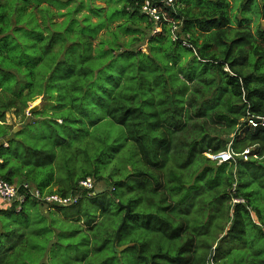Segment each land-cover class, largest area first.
Wrapping results in <instances>:
<instances>
[{"label":"trees","instance_id":"1","mask_svg":"<svg viewBox=\"0 0 264 264\" xmlns=\"http://www.w3.org/2000/svg\"><path fill=\"white\" fill-rule=\"evenodd\" d=\"M190 1L179 0L170 16L180 22L178 38L192 48L172 40L171 23H164L162 32L153 34L155 24L142 14L136 0H106L104 6L96 0H35L37 5L55 6L57 13L51 7L28 13L29 0L2 1L0 179L13 185L29 184L44 198L59 195L76 198L77 203L49 205L28 196L22 204L1 210V220L9 228L0 233V247L8 245L12 252H0V264H61L59 256L73 254L77 261L66 264H113L123 252L133 256L134 264H208L207 249H214L215 244H207L191 223L190 209H178L193 200L229 205L235 226L241 229L240 239L250 232L253 217L260 218L264 208V198L253 194L257 187L264 193V181L257 182L250 173L264 175V127L248 125L250 118L264 117V89L253 86L254 80L264 82V27L260 23L256 28L257 39H252L249 27L253 11L264 18V0ZM232 1L237 2L235 13ZM233 23L239 31L229 40L227 32ZM215 37L226 46L222 54L214 46ZM146 40L148 53L141 48ZM240 62L248 71L239 69ZM200 66L205 70L197 74ZM209 72L213 75L206 77ZM201 91L209 92L208 97L203 98ZM221 92L228 96L222 103L236 117L219 113L217 121L227 123L231 131L214 128V136L208 133L205 137L201 157L218 165L222 180L217 184L215 172L206 190L199 178L196 186L186 179L197 157L201 132L193 136L188 103H198L197 118L205 122L208 117L200 114L218 103ZM232 97L241 107H232ZM39 100L41 108L29 115ZM12 110L21 124L19 132L4 124L6 113ZM36 115L52 129L43 149L38 142L27 144L21 138L25 123ZM227 136L228 140H222ZM230 140L237 155L234 161L219 165L206 157L209 152L226 151ZM73 142L83 146L68 149ZM247 150L254 160L238 157ZM79 151L95 162L92 170L83 171L75 180L73 167L79 164ZM110 166L111 176L102 177ZM63 175L72 180L69 190L63 187ZM132 178L139 180L133 188L134 201L144 200L154 210L143 217L142 210L124 207L130 214L124 217L121 231L129 216L145 222L135 225L129 244L114 253L109 246L113 241L114 247L118 230L109 229L101 210L95 211L98 202L94 197L99 191L95 187L86 190L80 183L91 179L95 186L109 179L115 194L124 180ZM30 205L35 212L26 217ZM39 208L48 212L65 209L73 217L57 225L42 217ZM139 230L149 233V240ZM121 246L119 237L117 248ZM249 250L252 264H264V253Z\"/></svg>","mask_w":264,"mask_h":264},{"label":"rangeland","instance_id":"2","mask_svg":"<svg viewBox=\"0 0 264 264\" xmlns=\"http://www.w3.org/2000/svg\"><path fill=\"white\" fill-rule=\"evenodd\" d=\"M120 3H124L125 0H118ZM190 1V0H184ZM191 3L197 4L198 0H191ZM96 3L98 5L104 6L106 3V0H96ZM237 2L232 1V7L231 11L235 13L237 11ZM252 23L250 24L251 29L252 28H258L260 23L264 26V18L259 17L258 13L253 11L250 13ZM94 20H96L94 18ZM113 26H116V23H113ZM239 30L236 27V24L233 23V27L231 30H229L228 38L229 40L234 39L235 32H238ZM148 40L144 42L143 45H141L142 51L144 53H148L147 49ZM214 46H216L219 50V54H222L223 51L226 49V46L224 44H219L216 37L214 38ZM244 46H241L240 48H243ZM238 48V47H237ZM245 50L247 51V47L245 46ZM236 51V49H235ZM224 56V55H223ZM222 56V57H223ZM246 59V58H245ZM244 60V59H241ZM245 64L240 62V70L243 72L248 71L247 68L244 67ZM201 69V72L195 71L197 74L203 73L205 70L203 66L199 67ZM208 71H212L211 69H208ZM226 72H229V69H225ZM212 72H209L206 77L213 75ZM253 86L255 88H261L264 89V82H260L259 80L253 81ZM202 97L207 98L209 95V92L201 91ZM219 96H217L218 103L215 106L208 105L206 108L203 109L204 112L200 114V117H208V119L205 122H202V120L198 119V103H188L189 105V112H190V118L192 128H193V136L196 138V134L199 133L201 130L198 141L200 143V146H198L197 149V157L194 159L193 165L188 168L186 172V179L188 182H190V185H194L196 179H200L204 186H208V182L211 178H214V173H217V184H221V175L219 174V170H217L218 165H215L214 163L205 162L202 159V155H204L203 151L204 148L207 145V140H205V137H208V133H210V136H214V128H217L219 130H224L230 132L228 124L222 125L219 124L220 121H217V115L219 113H226L229 116H233V113L231 111H228L227 106L222 103L223 97L226 96V93L224 94L221 92ZM193 93H190V97ZM194 98H199L198 95L193 94ZM211 97V96H210ZM232 107L236 109L235 107H241V104L233 99ZM216 101V102H217ZM41 104V100L33 104V107L38 106ZM225 105V106H224ZM45 110V107L42 108V112ZM15 114V112H14ZM16 115V114H15ZM38 116L34 117L32 121L25 123V126L23 127L21 131V138L22 141L27 144H32L34 142H38L41 149H43L44 141L46 140V135H51L52 129L48 127V121H41L37 118ZM236 117V116H235ZM242 118H240L241 120ZM36 121V124L33 125V121ZM19 122V121H18ZM18 122H13L14 125L18 124ZM193 122V123H192ZM6 132V131H4ZM207 135V136H206ZM230 137L227 136L225 138H222V140H228ZM209 140V139H208ZM217 142L220 143L221 139L220 137H217ZM78 142V140H77ZM68 143V149L71 150L78 147L80 148L83 146L82 143ZM7 146V144H5ZM230 146V142L228 144ZM228 146V147H229ZM78 160L79 164L77 166L75 165L73 168L74 170V179L77 180L83 173V171L86 170H92L91 167H93V164L95 161L88 160L86 156L78 152ZM249 160H254L253 157H249ZM260 171V170H258ZM113 170L112 167L106 169L103 174H101L102 177H109L111 176ZM257 180V182H263L264 181V175L257 172L255 175L253 172H250ZM236 175V174H235ZM237 178V176H235ZM238 179V178H237ZM248 179H244L242 181H247ZM111 180L105 179L100 180L96 182V185L94 186L95 189L98 192L96 196L94 197V200L98 202V206L95 208V211L101 210V214L103 217H105L106 221L105 223L108 224L109 229H113V231H116L121 226L124 217L126 216V210H124V207H133L137 210H142L143 217L148 216L151 214V211L154 210L152 205L146 204L145 201H141L139 204L134 201V193L133 190L135 182L139 185V180L135 179L133 180H124L122 184H120L117 187V191L115 194L112 193V183ZM62 183L63 187L67 190L70 189L72 185V180L69 179L67 176H62ZM207 184V185H206ZM193 188V187H192ZM195 189H192V193L195 194ZM257 193L259 196H262L264 198V193L259 189L258 187L256 190H254L253 194L255 197H257ZM169 203H173L172 199L168 200ZM210 203L208 206L207 204ZM196 202L195 200L191 202L185 203L183 206H179L178 209H190L191 215L193 216V220H191V223L194 224L197 228V231L201 234V236L204 237L206 240L205 242L207 244L214 245V249L210 250L207 249V252L210 253V258L208 264H252L250 261L252 259V256H250V248L258 249L259 252L264 253V208L262 209L263 212H260L261 215L260 218L258 216L253 217V224L251 227L250 232L247 235H242L243 238L240 239L241 235V229L238 226H235V218L233 215V211L229 210V205L220 204L214 201L211 202ZM207 205V206H206ZM244 206H246L245 203H243ZM263 207L262 205H260ZM244 211V207H241V212ZM257 212V210H256ZM145 222L143 218L135 217L134 215L129 216L128 220L126 221L127 225L124 230L121 231L120 237H121V247H118L117 249L120 250L124 245H128L131 238L134 237L135 232L133 227L135 225H138L140 222ZM141 233V237L147 241L149 240V233H143V231L139 230ZM157 237L153 236V242H157ZM156 240V241H155ZM151 242V244L153 243ZM161 245H158V248H160ZM113 249L114 253H117V250L113 247V241L111 242V245L109 246V250ZM203 252V251H202ZM229 252H232V254H228ZM77 254V251H76ZM58 259L62 261L61 264H66L68 261H77V257L75 254L73 255H64L59 256ZM133 256L129 252H123L122 256L119 258H115L113 264H134L133 262ZM55 258H53L52 263H54ZM217 261V262H216ZM41 263V262H40ZM55 264V263H54ZM138 264V263H137Z\"/></svg>","mask_w":264,"mask_h":264},{"label":"built area","instance_id":"3","mask_svg":"<svg viewBox=\"0 0 264 264\" xmlns=\"http://www.w3.org/2000/svg\"><path fill=\"white\" fill-rule=\"evenodd\" d=\"M141 4V12L149 20L155 24L153 34H159L162 32V26L164 23L172 24V40L182 41L184 46L192 48V46L184 39H179L177 34L180 29V22H175L170 16V10H176V5L179 0H136ZM259 119V120H258ZM248 125L252 128H258L259 126L264 127V117L260 118H250ZM6 146V145H5ZM244 161H249L250 150H247L243 155ZM206 157L211 161L217 162L219 165L224 163H229L236 159L232 147L226 151L219 153L209 152ZM2 162V161H1ZM80 186L86 190H92L94 188V183L91 179H87L80 183ZM28 196H31L37 200L44 201L49 205L58 206H71L77 203L76 198H63L59 195L46 196L45 198L42 194L29 184L13 185L2 179H0V199L4 206L11 207L13 205L22 204ZM241 200H235L234 203H241Z\"/></svg>","mask_w":264,"mask_h":264},{"label":"crops","instance_id":"4","mask_svg":"<svg viewBox=\"0 0 264 264\" xmlns=\"http://www.w3.org/2000/svg\"><path fill=\"white\" fill-rule=\"evenodd\" d=\"M2 1H4V0H0V5H1ZM63 1H65V0H63ZM44 7H51V12H53V13H57L59 11L55 6L50 5L46 2H41L40 5H37L35 0H29V2L27 3L28 13H31V12L36 13L37 11L39 12V10L44 8ZM37 19L39 22H41L40 16H38ZM255 32H256V28H252V39H257V35ZM14 112L15 111L12 110L11 112L6 113V123H4V124L7 126H10V127H13L14 132H19L21 130V124L18 122L19 120L17 119ZM13 122H18V124L14 125ZM0 124H2V123L0 122ZM231 140H230V143H231ZM9 208L10 207L4 206V204L2 203V201L0 199V211L1 210H8ZM39 210L41 211L42 217H46L49 221H51V222L53 221L57 225H60L61 222L70 221L71 218L73 217L72 216L73 214H69L68 212H65L64 211L65 209H62L61 211L53 210L52 212H51V210L49 212L47 210L43 211V210H41V208H39ZM26 212H27V214L25 215L26 217L29 213H30V216L32 217L33 213L35 212V209L32 208V205H30L27 208ZM50 225H51V223H50ZM6 228H9L8 225H6V223L3 220H1V217H0V233H5L2 231H4ZM13 228H14V226H10V229H13ZM0 252L2 254L8 255L9 253L12 252V248L9 247L8 245L4 248L0 247Z\"/></svg>","mask_w":264,"mask_h":264},{"label":"water","instance_id":"5","mask_svg":"<svg viewBox=\"0 0 264 264\" xmlns=\"http://www.w3.org/2000/svg\"><path fill=\"white\" fill-rule=\"evenodd\" d=\"M40 108H41V104L38 105V106L32 107V108L30 109V111H29V115H31L32 113L38 111ZM258 120H259V119H258ZM239 158H240V159H243V156H239ZM129 214H130V211H129V209H128L126 216H128ZM125 219H126V218H124V222H123V224L125 223ZM123 224H122V225L120 226V228L118 229V231H117V233H116V236H115V239H114V247H115L116 249H117V244H118V242H119L120 232H121V229H122V227H123ZM117 251H119V250L117 249Z\"/></svg>","mask_w":264,"mask_h":264},{"label":"clouds","instance_id":"6","mask_svg":"<svg viewBox=\"0 0 264 264\" xmlns=\"http://www.w3.org/2000/svg\"><path fill=\"white\" fill-rule=\"evenodd\" d=\"M230 146H231V144H230ZM228 148H229V147H228ZM228 148H227V149H228ZM239 156H242V155H239ZM239 156H238V157H239ZM236 157H237V155H236ZM242 160H243V159H242Z\"/></svg>","mask_w":264,"mask_h":264}]
</instances>
